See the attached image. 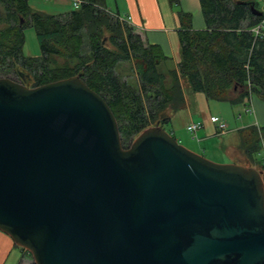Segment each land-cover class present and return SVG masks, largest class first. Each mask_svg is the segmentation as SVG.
<instances>
[{"label": "water", "instance_id": "obj_1", "mask_svg": "<svg viewBox=\"0 0 264 264\" xmlns=\"http://www.w3.org/2000/svg\"><path fill=\"white\" fill-rule=\"evenodd\" d=\"M17 76L0 78V231L32 264H264L261 171L212 163L157 123L122 148L79 76Z\"/></svg>", "mask_w": 264, "mask_h": 264}, {"label": "trees", "instance_id": "obj_2", "mask_svg": "<svg viewBox=\"0 0 264 264\" xmlns=\"http://www.w3.org/2000/svg\"><path fill=\"white\" fill-rule=\"evenodd\" d=\"M197 1L204 29L193 30L190 15L177 10L181 60L176 71L162 73L159 49L119 21L117 12L108 11L107 0H80L78 8L61 15L33 12L27 0H0V78L20 72L36 87L79 76L110 109L122 148L149 126L157 123L163 128L168 122L164 112L182 106L180 79L186 80L192 92L210 100L235 105L250 94L264 99V38H254L249 32L264 13L252 15L241 4L245 0ZM169 2L177 5V0ZM27 27L34 32L39 56L23 54ZM105 33L111 49L106 47ZM53 56L72 60V64L50 69L48 57ZM123 62L130 63L134 86L115 73ZM166 77L170 85L165 84ZM251 136L243 141L247 155L258 150L264 127Z\"/></svg>", "mask_w": 264, "mask_h": 264}, {"label": "crops", "instance_id": "obj_3", "mask_svg": "<svg viewBox=\"0 0 264 264\" xmlns=\"http://www.w3.org/2000/svg\"><path fill=\"white\" fill-rule=\"evenodd\" d=\"M253 3L255 2L253 1ZM108 4H106V9L111 10L110 7H107ZM113 4L118 15L130 18L128 25L134 34H137L148 45L156 46L159 49L163 56V61L159 66L162 73H167L169 70L176 71L181 60L176 34L178 30L177 10L190 15V25L193 30L204 29V21L197 0H177V5L170 4L169 0H113ZM257 9L263 12L258 7ZM119 10L124 14L119 13ZM180 82L183 104L174 112L169 113L167 110L164 112L165 116H168V122L162 129L175 140H184L185 148L207 158V160L220 164L254 168L260 165L264 175L263 161L259 159L258 162L255 158L256 156L260 157L259 148L251 155H247L243 146V141L250 140L248 139V130L258 129L260 125L264 126V99L258 95L250 94L246 100L235 105L228 101L214 100L218 103H227L231 107L241 106L244 114L253 116L252 121L242 122L239 110H234L232 114L229 107L227 111L232 117L227 121L225 114L211 110L212 107L208 103L210 99H207L203 93L192 92L185 79H180ZM234 117H236L235 120H233ZM196 122L200 123V129L195 132V137H192L186 127ZM218 123L224 124V130L221 133L216 129ZM183 130L189 136L188 141L182 133ZM261 141L262 138H259L258 145H261ZM262 148L264 149V146ZM24 251L14 245L11 239L0 231V264H32Z\"/></svg>", "mask_w": 264, "mask_h": 264}, {"label": "rangeland", "instance_id": "obj_4", "mask_svg": "<svg viewBox=\"0 0 264 264\" xmlns=\"http://www.w3.org/2000/svg\"><path fill=\"white\" fill-rule=\"evenodd\" d=\"M253 1L255 2V6L258 7L259 9H261V11L264 12V7H263L264 0H253ZM27 2L29 4V6H30V10L31 11L37 12V13H42V11H44L42 14L47 13L46 15H52V14H58L59 15V14L65 13L67 11H70L72 9V0H62V1H59V0H27ZM107 4H108L107 7L108 8L110 7V9H111V10H108V11L115 12V10H114L115 7H114V4H113V0H107ZM122 12L119 10V13H122ZM50 13H52V14H50ZM122 14H124V13H122ZM23 33H24V44H23V49H22L23 54L26 55V56H31V57L39 56L40 53H39V49H38V46H37V43H36V40H35V36H34V32H33L32 28H30V27L25 28L23 30ZM107 36H108V34L105 33L104 41L106 40ZM105 44H106L107 48L111 49V47L107 44V41H105ZM65 61H66L65 59L60 58V57H56V56L48 57V64H49V68L50 69H53L55 67L66 66V65H68L67 63L69 61H70L69 64H72V60H69V61H66V62ZM115 71H116L115 72L116 75L119 76L120 80H123L126 83L134 86V75L131 72V67H130V63L129 62L120 63L115 68ZM22 75H24V74H22ZM7 77L9 79L13 80V81L20 82V79L18 78L17 74L15 76L14 75H7ZM24 83H25V85L27 87H31L30 81L25 80ZM165 84L166 85L167 84H169V85L171 84V80H169L168 77H166ZM179 84H180V88H181L180 80H179ZM208 103L210 104V107H212L211 110L213 112L218 113L217 111H220V113L222 112L223 114H225V117L227 116V118H226L227 121L230 120V117H232L231 114L227 111L229 107H230V110L232 111V114H233L234 110H236V109L239 110V113L241 114L242 122H244L245 120H247L249 122L253 120V116L246 115V114L243 113V110H241L242 109L241 106L231 107L227 103H224V102L218 103V102H215L214 100H210V101H208ZM224 110H226V113H224ZM235 119H236V117L233 118V120H235ZM261 127H264V126L260 125L259 128H261ZM163 128H165V126ZM255 130L256 129H254L252 131L248 130V139H251V137H252L251 135L253 134V131L255 132ZM182 133H184V135L187 137L186 140L188 141L189 136L187 135V132L185 130H183ZM132 139L133 138H131V141H132ZM176 141L180 145L183 146L184 140H176ZM130 142L124 144L123 148L127 147L130 144ZM261 142H262L261 145L259 144V146H260L259 147L260 157L256 156L255 158H256V160H258V162H259V159H260V161L262 160L263 163H264V152H263L264 149L262 148V146H264V139H262ZM208 161H210L212 163H215V164H220V163H217V162H214V161H211V160H208ZM251 168L255 169L256 171H261L260 165L256 166V168H254V167H251ZM29 259L32 262L31 257Z\"/></svg>", "mask_w": 264, "mask_h": 264}, {"label": "built area", "instance_id": "obj_5", "mask_svg": "<svg viewBox=\"0 0 264 264\" xmlns=\"http://www.w3.org/2000/svg\"><path fill=\"white\" fill-rule=\"evenodd\" d=\"M80 4V0H72V8L76 9L78 8ZM119 21H122L126 24L129 23L130 18L128 16L126 17H118ZM249 32L252 34V36L255 38H264V17L254 26H252L249 29ZM200 129V123H191L186 127V130L189 132V134L192 137H195V132ZM216 129L219 133H221L224 130V124L223 123H218L216 126ZM264 152V151H263Z\"/></svg>", "mask_w": 264, "mask_h": 264}]
</instances>
